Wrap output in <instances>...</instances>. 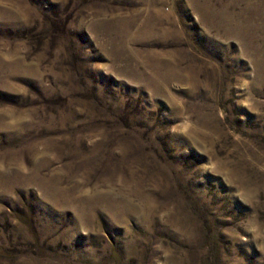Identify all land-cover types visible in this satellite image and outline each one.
<instances>
[{
	"label": "rangeland",
	"instance_id": "1",
	"mask_svg": "<svg viewBox=\"0 0 264 264\" xmlns=\"http://www.w3.org/2000/svg\"><path fill=\"white\" fill-rule=\"evenodd\" d=\"M0 264H264V0H0Z\"/></svg>",
	"mask_w": 264,
	"mask_h": 264
}]
</instances>
